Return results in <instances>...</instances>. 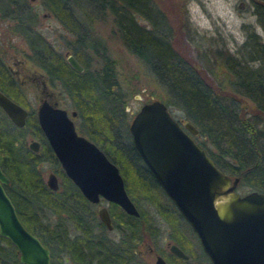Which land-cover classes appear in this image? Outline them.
<instances>
[{"label":"trees","instance_id":"16d2710c","mask_svg":"<svg viewBox=\"0 0 264 264\" xmlns=\"http://www.w3.org/2000/svg\"><path fill=\"white\" fill-rule=\"evenodd\" d=\"M249 1L262 35L241 24L244 39L238 57L226 48L211 46L207 53L212 61H208L207 67L212 72L214 65L217 75L208 73L185 53L177 26L180 12L174 0H42L61 26L74 34L76 45L71 54L82 65L80 71L73 69L22 18L21 14L27 17L30 13L27 6L14 11L12 17L27 34L30 59L44 70L48 82H56L67 95L77 114L78 131L85 133L117 165L124 188L138 210L137 215L127 214L116 203L108 202L117 230L115 239L120 244L105 238L92 245L91 238L103 234L104 227L91 203L64 175L38 127L33 109L26 114L23 125L16 126L0 108V167L8 178L3 187L24 227L49 248L51 264H68L70 255L82 260L84 251L95 257L94 264H145L133 251L141 242L152 244L169 264L209 262L194 232L131 144L124 116L125 96L113 60L90 28L92 19L104 14H110L114 33L125 48L162 87L163 102L179 109L197 128L193 138L214 164L231 178L237 176L236 186L264 192V0ZM159 3L166 5L164 10ZM92 52L100 63L90 68L86 57ZM8 75L0 65V76ZM0 91L29 107L17 83L0 81ZM26 134L40 140L37 152L24 145ZM41 160L56 172V190L45 185L38 166ZM141 204L153 208L159 221L166 225L167 238L188 255L187 259L171 254L174 260L170 253L156 246L158 218L154 219ZM96 230L100 233L95 234ZM0 264H23L12 243L1 235Z\"/></svg>","mask_w":264,"mask_h":264},{"label":"water","instance_id":"95a60500","mask_svg":"<svg viewBox=\"0 0 264 264\" xmlns=\"http://www.w3.org/2000/svg\"><path fill=\"white\" fill-rule=\"evenodd\" d=\"M65 59L75 70L82 65L71 53ZM51 94V93H49ZM56 94V93H55ZM137 96V95H136ZM0 108L21 126L27 110L0 91ZM73 108L41 99L35 107L37 123L65 175L91 202L99 198L114 202L126 213L138 211L127 194L117 165L93 141L76 131ZM131 144L141 161L194 232L210 264H264V192L250 189L239 193L237 176L218 168L192 135L197 128L187 119L174 118L158 98L143 101L127 125ZM27 146L36 150L38 142ZM8 181L0 167V235L15 247L23 264H51L49 248L24 227L4 190ZM45 183L57 188L53 172ZM100 221L111 227L105 205L97 207ZM168 250L186 257L176 244ZM153 264H166L155 255Z\"/></svg>","mask_w":264,"mask_h":264},{"label":"rangeland","instance_id":"374dc122","mask_svg":"<svg viewBox=\"0 0 264 264\" xmlns=\"http://www.w3.org/2000/svg\"><path fill=\"white\" fill-rule=\"evenodd\" d=\"M23 2V3H22ZM42 0H0V53L4 64H8L13 69H18L19 64L13 63L12 55L23 61L22 69L26 72L28 78L23 80L22 91L26 97L29 107L35 105L41 99L40 75L45 72L39 65L30 59L32 51L27 42V34L24 33L14 23L12 17L14 11L17 12V5L23 4L24 8L30 10L27 17L21 14L25 21L32 25V30L37 35L42 36L48 44L53 45L63 56L65 51L71 53L72 47L75 48V36L61 26L58 20L42 3ZM175 8L180 12V22L178 30L180 31V43L184 47L185 53L193 59L200 67L205 68L208 73L216 72L215 66H212V72L207 67L208 61H212L209 48H226L231 54L238 57L240 45L244 39V30L241 24L252 27L256 32L262 35V30L255 20L252 13V6L249 0H174ZM165 4L159 3L161 10H164ZM102 18H93L90 22V28L95 34L98 42L105 45V49L113 60L117 80L124 92V116L129 122L130 117L137 110L143 101L152 98H158L163 101L164 92L162 87L154 80L153 76L147 71L144 64L132 53H130L117 35L114 33L110 14H104ZM29 18V19H27ZM23 26L25 27V23ZM139 22L144 23L142 19ZM88 55V54H87ZM206 58L208 60L206 61ZM90 68L99 65V57L92 53L86 57ZM20 66V65H19ZM22 69L20 71H22ZM45 89L50 91V99L56 101L58 106L70 109L72 105L67 95L61 91L60 86L54 82L46 81ZM60 90V94H55ZM137 95V96H136ZM174 118H183L181 111L175 107L167 106ZM30 135L26 134L25 139ZM42 177L45 172L50 170L49 163H40ZM239 193L250 190L249 187L235 186ZM100 203L106 204L104 200ZM147 212L157 219L153 208L147 204H141ZM160 232L157 240V247L161 251H167L166 243L171 241L167 238L166 225L159 221ZM116 231L107 232L108 235H116ZM192 236V240L195 238ZM198 246V245H197ZM196 249L199 251V248ZM144 251V256L149 263H152L153 254L149 250H144L143 243L137 247ZM208 262V260H207ZM205 264V261H203ZM207 264V263H206ZM208 264H210L208 262Z\"/></svg>","mask_w":264,"mask_h":264},{"label":"flooded vegetation","instance_id":"af4514ba","mask_svg":"<svg viewBox=\"0 0 264 264\" xmlns=\"http://www.w3.org/2000/svg\"><path fill=\"white\" fill-rule=\"evenodd\" d=\"M23 3V2H22ZM17 10H20L21 11V9H23L24 8V6H23V4H19V5H17ZM14 24H16V25H19L18 24V22H16V23H14ZM51 47H52V49L53 50H55V51H58V50H56V48L53 46V45H51ZM64 58H65V56H63ZM12 58H13V63H17V64H19L18 65V69H13V68H11L8 64L6 65V64H4L3 63V61H2V58H1V53H0V65L1 66H3L5 69H7V71H8V73H9V75L8 76H0V81H2V82H12V83H17L19 86H20V88H21V90H22V83H23V80L24 79H27L28 78V76H27V74H26V72L22 69V67H21V63L23 62V61H21V59H17L16 58V56L15 55H12ZM66 60V59H65ZM22 69V71H20ZM41 76V78L39 79V82H40V85H41V88H40V92H41V99H43V98H45L46 100H48L49 102H52L53 100H51L50 99V95H52V94H49L50 93V91H47L46 89H45V84H46V81L48 82V80H47V77H46V75L44 74H42V75H40ZM50 83V82H49ZM23 92V91H22ZM60 90H58V91H56V94H60ZM3 93V92H2ZM23 94H24V92H23ZM6 95V94H5ZM24 97H25V95H24ZM10 98V97H9ZM26 98V97H25ZM11 99V98H10ZM40 99V100H41ZM14 101V100H13ZM16 102V101H15ZM18 103V102H17ZM19 104V103H18ZM21 105V104H20ZM37 105V104H36ZM36 105H35V107H36ZM22 106V105H21ZM24 107V106H23ZM35 107L33 108V107H24L26 110H27V113L29 112V110L31 109H33V111H34V114H35ZM71 108H73V107H71ZM74 109V108H73ZM26 113V114H27ZM26 116V115H25ZM8 118V117H7ZM36 118V117H35ZM71 119H72V121H73V123H74V126H75V129H76V131L78 132V133H80V134H83L85 137H87L88 139H90L85 133H82V132H80V131H78V129H77V127H76V124H75V120L77 119V114H76V112H75V115L74 116H72L71 117ZM10 121V120H9ZM37 121V120H36ZM11 122V121H10ZM12 123V122H11ZM24 123V122H23ZM13 124V123H12ZM38 124V123H37ZM15 125V124H14ZM23 125V124H22ZM21 125V126H22ZM17 126V125H16ZM38 127H39V125H38ZM39 129H40V127H39ZM40 131H41V129H40ZM41 133H42V131H41ZM30 136L28 137V138H24V140H23V143H24V145L29 149V150H31V151H34V152H37L38 151V149H39V146H40V140L38 139V138H36V137H34L33 135H31V134H29ZM42 135H43V133H42ZM195 135V134H194ZM194 135H192V137L194 136ZM25 137V136H24ZM43 137H44V135H43ZM30 139H35L37 142H38V147H37V149L36 150H32V149H30L28 146H27V142L30 140ZM44 139H45V137H44ZM91 140V139H90ZM45 141H46V139H45ZM92 141V140H91ZM46 143H47V141H46ZM48 144V143H47ZM49 146V145H48ZM98 146V145H97ZM99 147V146H98ZM51 149V148H50ZM52 151V150H51ZM53 152V151H52ZM54 154V153H53ZM54 157H55V155H54ZM55 159H56V157H55ZM56 161H57V159H56ZM42 162H46V161H44V160H41L39 163H38V166L39 167H41V165H40V163H42ZM58 162V161H57ZM47 163V162H46ZM58 164H59V162H58ZM59 166H60V164H59ZM50 167V166H49ZM60 168H61V166H60ZM61 170H62V168H61ZM63 171V170H62ZM48 172H53L54 173V175H55V177H56V180H57V188H58V176H57V174H56V172L50 167V170L49 171H47V172H45V177L43 178V181H44V183H45V179H46V175H47V173ZM64 173V172H63ZM64 175H65V173H64ZM71 181V180H70ZM72 182V181H71ZM237 183V182H236ZM45 185H46V183H45ZM47 186V185H46ZM49 188V187H48ZM56 188V189H57ZM50 189V188H49ZM56 189H51V190H56ZM78 189V188H77ZM79 190V189H78ZM81 193V192H80ZM83 196V195H82ZM84 197V196H83ZM85 198V197H84ZM86 199V198H85ZM87 200V199H86ZM100 200H104L105 202H106V204H102V203H100ZM88 201V200H87ZM89 203H91V205H92V207H93V211H94V213H95V216L97 217V219H98V221L103 225V227H104V229H103V234H100V235H98V236H93L92 238H91V240H93V244L92 245H94V244H100V242L101 241H103V240H105V238L107 239V241L108 242H110V243H114V244H116V245H119L120 244V242H118L117 241V239H115L116 238V235H115V237L114 236H110V235H108L107 234V232H109V231H112V230H114V231H117L116 230V228L113 226V223H112V219H111V216H110V214H109V211H108V207H107V205H108V202H111V201H107V200H105V199H103V198H99V200L98 201H96V202H91V201H88ZM114 203V202H113ZM99 205H105L106 206V209H107V211H108V214H109V217H110V223H111V227L110 228H107L101 221H100V219H99V217H98V215H97V207L99 206ZM118 205V204H117ZM119 206V205H118ZM120 207V206H119ZM136 207V206H135ZM122 210V209H121ZM138 211V210H137ZM125 212V211H124ZM126 213V212H125ZM127 214H129V213H127ZM131 215H133V214H131ZM95 234H99L100 233V230H96L95 232H94ZM101 237H104L102 240H100V238ZM73 238V237H72ZM75 239V238H74ZM88 242H90L89 241V239H88ZM141 243H143V245L145 246V249L144 250H149L150 252H152V254H153V259H152V263L151 264H153V261H154V258H155V255L156 254H159V255H161L162 257H163V259L165 260V262H166V264H169L168 263V261H167V259H166V256L163 254V253H159L158 251H156L155 249H154V246L152 245V244H150L149 242H141ZM141 243L139 244V245H141ZM169 243H174V244H176L175 242H173V241H168L167 243H166V247H167V251H165V252H167V254H169L170 253V258H173L174 259V257H172L171 256V254L173 255V256H175V257H178V258H182V259H187V257H188V255L186 256V257H181V256H178V255H176V254H174L173 252H171V251H169L168 250V244ZM139 245H137V247L139 246ZM177 245V244H176ZM178 246V245H177ZM137 247H135L134 249H133V251H135L138 255H140V257H141V259L143 260V262H145V264H150L149 263V261H147L146 260V258H145V256H144V251H141V250H138L137 249ZM179 247V246H178ZM180 248V247H179ZM181 249V248H180ZM182 250V249H181ZM183 251V250H182ZM184 252V251H183ZM185 253V252H184ZM49 254H50V251H49ZM82 255L84 256L83 257V259L82 260H79V259H77V258H75V257H73L72 255H70L69 256V261H68V264H87L86 262H88V263H90V264H94V262H95V257L94 256H92V255H90V253L89 252H86V251H84L83 253H82ZM175 260V259H174Z\"/></svg>","mask_w":264,"mask_h":264}]
</instances>
